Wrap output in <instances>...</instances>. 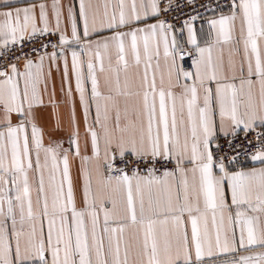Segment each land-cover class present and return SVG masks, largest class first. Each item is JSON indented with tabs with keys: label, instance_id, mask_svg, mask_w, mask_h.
<instances>
[{
	"label": "snow or ice",
	"instance_id": "6c2138e0",
	"mask_svg": "<svg viewBox=\"0 0 264 264\" xmlns=\"http://www.w3.org/2000/svg\"><path fill=\"white\" fill-rule=\"evenodd\" d=\"M183 6L0 0V264H264V0Z\"/></svg>",
	"mask_w": 264,
	"mask_h": 264
},
{
	"label": "crops",
	"instance_id": "0c3cea01",
	"mask_svg": "<svg viewBox=\"0 0 264 264\" xmlns=\"http://www.w3.org/2000/svg\"><path fill=\"white\" fill-rule=\"evenodd\" d=\"M29 2V0H18L19 5H23L25 3ZM49 3H51V0H48ZM65 2H67V0H65ZM74 2L78 5V0H74ZM225 12H227V9H224ZM219 13H217L218 15ZM210 13L203 16V18H200L199 20H197L194 24L195 27L197 29V34H198V39L201 40V43H203V39L206 38V33L208 31V23H207V19L209 17ZM150 22H155V21H150ZM181 27V26H180ZM180 27H176L177 30H179ZM177 34L179 35V32L177 31ZM53 79L57 88V94L59 95V85H60V74L56 73L55 70H53ZM64 120H65V132H61V133H54V135L57 136H66L67 134V109L65 108L64 110ZM78 112H79V108H78ZM45 126L47 128H51L52 123L51 120L47 117V113H45ZM81 131L83 132V125H81ZM65 146L67 147V144H65ZM79 165V161H76L73 167V175L74 177L76 176V169ZM242 166L245 167H251V166H258V164H254V162L252 161H248L246 164H243ZM229 200H230V194H229ZM224 259L223 256L218 257L217 260L220 261Z\"/></svg>",
	"mask_w": 264,
	"mask_h": 264
},
{
	"label": "built area",
	"instance_id": "2783aa9c",
	"mask_svg": "<svg viewBox=\"0 0 264 264\" xmlns=\"http://www.w3.org/2000/svg\"><path fill=\"white\" fill-rule=\"evenodd\" d=\"M201 2V0H197V5ZM204 2H207V0H204ZM215 3H221V4H224L226 5L228 3V0H214ZM180 3L182 5V9L181 10H178L177 11V14L175 16H173L172 14H166V19L170 22V23H174L176 25V27H180L182 25V21L184 19L187 18L188 15H195L196 12H200L203 14V16L209 14V13H206L205 10L203 8H199L197 7L195 10H193L192 8L190 7H187V6H183V0H180ZM224 9H227V7H225ZM200 19V18H199ZM197 19V20H199ZM196 20V21H197ZM195 21V22H196ZM194 22V23H195ZM25 52L28 51V48L26 47L24 49ZM16 54H19V53H16ZM243 136V133H241V137ZM239 142V141H238ZM249 160L245 159L244 157H241V166L243 164H246Z\"/></svg>",
	"mask_w": 264,
	"mask_h": 264
}]
</instances>
